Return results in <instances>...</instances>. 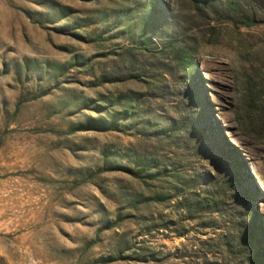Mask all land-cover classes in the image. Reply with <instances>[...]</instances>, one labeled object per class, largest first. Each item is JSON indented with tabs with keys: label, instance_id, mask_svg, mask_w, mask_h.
Returning a JSON list of instances; mask_svg holds the SVG:
<instances>
[{
	"label": "rangeland",
	"instance_id": "1",
	"mask_svg": "<svg viewBox=\"0 0 264 264\" xmlns=\"http://www.w3.org/2000/svg\"><path fill=\"white\" fill-rule=\"evenodd\" d=\"M0 264H264V0H0Z\"/></svg>",
	"mask_w": 264,
	"mask_h": 264
}]
</instances>
